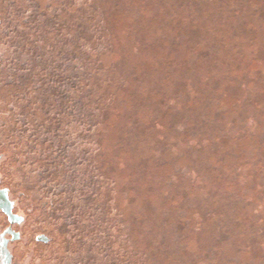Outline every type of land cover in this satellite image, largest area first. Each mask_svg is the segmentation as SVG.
<instances>
[{"label":"rangeland","instance_id":"1","mask_svg":"<svg viewBox=\"0 0 264 264\" xmlns=\"http://www.w3.org/2000/svg\"><path fill=\"white\" fill-rule=\"evenodd\" d=\"M193 2L201 3L0 0V175L25 217L33 264H127L131 227L159 247L172 246L170 264H264V21L242 0L246 18H230L213 2L192 13ZM245 21L254 38L239 37ZM217 50L231 73L222 76L220 68L217 92L205 98ZM134 85L141 105L125 116ZM247 94L252 114L245 119L232 103ZM222 104L237 116H226L227 149L235 136L250 147L237 169L221 153L225 144L215 151L218 138L208 129H185ZM138 160L147 182L142 175L136 184L154 192L149 214L141 195L130 201L125 194ZM168 189L196 204L188 219L162 217L173 203L161 199ZM205 193L211 208H226L221 219L198 209ZM155 235L177 240L148 239ZM138 245L139 263L159 264Z\"/></svg>","mask_w":264,"mask_h":264},{"label":"trees","instance_id":"2","mask_svg":"<svg viewBox=\"0 0 264 264\" xmlns=\"http://www.w3.org/2000/svg\"><path fill=\"white\" fill-rule=\"evenodd\" d=\"M242 1H244L245 3L246 2L252 3L253 7L251 5L252 11L250 12V15L257 12V14L259 15V18L264 21V0H242ZM200 2L201 3L193 2L192 5H191L192 8L189 7V9H191L190 12H192V13H196V12L199 13V11L200 12L201 11L203 12V10H205L207 7L204 6V5H202V2H206V3L213 2V3H215L214 5L217 7V9H219V10H222V9L227 10L225 13H228L227 14L228 17H229V15H231L230 18L232 17L233 13L234 14L235 13L237 14L238 12L241 14V16L243 18H246L247 17L246 15H242V13L243 14H246V13H244L243 10H239V7L240 6H238V5L241 3V0H203V1L200 0ZM249 8H250V4H249ZM112 17L110 19L112 21V22L110 21L111 25H113ZM243 20H245V19H243ZM92 21H95V19L92 16H90V18L88 20V24H90ZM248 24L249 23L247 21H245L244 22V26L241 27V28H243L244 32H240L239 31V34L238 35H239L240 38H242L243 34H246L247 32H248L250 38H254L255 37L254 35L256 34V32L254 30L248 29ZM241 25H242V23H241ZM188 30H191V29L188 28ZM85 38L86 37L84 36V41L83 42L81 41V43H84L85 42V40H86ZM187 40H188V42L189 41H192L188 37H187ZM225 45H226V43H225ZM201 47L202 46H199V48H201ZM259 49H260V53L264 55V42H261L260 43V48ZM216 53L219 56L218 50L216 52H213L214 56H217ZM208 56H210V54ZM220 59L221 58L219 56L218 61H217V64H216V67L211 71V73H208V75H209L208 76V79H209L210 82L206 85L207 86V95H206L205 98H208V96L210 97L209 94H213V96H214L215 95V92H217V89L215 87V84H218L219 85V83H218L219 79H221L222 76L229 75L231 73V70L229 69V67H227V66L230 65L229 60L225 56H223V58L221 60ZM253 59H255V57ZM68 60H71V59H68V58L67 59H64V62H63V64L66 67L68 65L67 64L68 63ZM77 63L80 64L79 66L82 65V62L81 61L80 62H77ZM184 64L186 65L185 62H184ZM220 68L222 70H220ZM218 70L222 71V72H220V74L222 75L220 77H219V75L217 73ZM132 72L135 73L133 70H132ZM135 76L137 77L136 73H135ZM236 86H237V84H235V87ZM230 88H231V86L228 87L226 85L225 86V91L227 92ZM127 89H128L127 87H123V90H126L127 91ZM130 91H131V97H133V99H132L133 102H132L130 108L127 110V112H124L123 113L125 116L126 115H130V114L132 116L137 111L135 109H137V106H140L141 105L140 102L142 101L138 97V95L140 94V91L141 90H139L136 85H134V89L132 90V88H131ZM245 92H248V91H245ZM246 96H248V94ZM250 98L251 97L248 96V97H246L245 100H242L241 102H239V101L238 102L237 101L235 102L234 101L232 103V104H234L233 108L236 109L234 111L239 114V117H243L244 116L245 119H246L247 117H249L252 114L251 108H250L252 101H251ZM113 103H114V101L112 102V104ZM228 106H229V104H225L224 106L222 104V105L216 106V107L210 106L211 108H209V109L206 110V116H204L203 119H201V123L202 124H198V122H195L196 125L193 124L192 126L185 127V129L191 130V132H193L195 128L198 129L197 127L199 125L204 126V129L205 128L208 129L209 132L213 133V135L215 136L216 139L218 138L217 140H215L216 146H215V144L214 145L212 144L213 142L210 143L211 145H213L215 151L216 150L218 151V147L221 145L220 143H222V145L225 144L226 149H223L222 148V152L221 153L227 154V156L225 158L226 159H229V161L227 160L228 163H229L228 164L229 167L230 166H234L232 169H234V168L237 169L236 168V165H237L236 163H240L239 160L242 159L241 158L242 157V154L243 153L245 154L247 151H249L250 150V147H247V145L242 144V141L239 139V137H236L235 136V140H233L234 141V144H233L234 146H232V149L231 150H228L227 149V147L230 145L229 139L231 141H232V139H231V136L227 132V129L228 128H227L226 116L227 115H231L232 116V122H235L236 119H237V118H234V117H237L236 115L234 116V113L227 112ZM110 107L111 106H108L107 108H105L104 110H102L103 113H106V114L109 113L111 111V108ZM191 110H195V107H191ZM115 117H117V116H115ZM115 117L113 119H115ZM106 120H108V119H106ZM114 123H115V121L113 122V124ZM126 137L129 138L128 134L126 135ZM137 141L138 140L136 138L133 139V150L135 152H137L136 151V146L138 145ZM212 141H214V140H212ZM231 144H232V142H231ZM219 148H221V147H219ZM140 163H141V161L138 160V163L135 166V170L134 171H130V172H133L131 174V176H130L131 177L130 181H132V182L134 181L133 183H135V185L132 184V183H130V181H129L130 185H125L124 186V189H125V194L127 195V197L129 198L130 201L133 200V197H134L133 195H135V196H136V194L141 195V197H143V200H146V205H143L141 207V209L143 211H145L147 214H149L152 211V205H149L148 206V204L150 202L152 203V199H153L152 195H153L154 192H151V191H143L141 189L139 190V186H137V184H136V180L139 181V178H140L139 176H142V175H143V179H145V181L147 182V177L144 174L145 171L142 170V169H145V167L147 168V166H145V165L143 166ZM140 166H142L141 169H140ZM232 171L235 172L237 170H232ZM230 177H231V175H230ZM161 186L162 187L165 186V182L164 181L162 182V185ZM161 186H158V188H161ZM209 187H210V185L208 186V184H207V189ZM193 190L195 192H202L201 191V187H196L195 186V188ZM172 192L173 191L171 189H168V190L164 191L163 193L161 192V199H167V197H170V199H172V201H173V203L172 204H169L168 207H166L165 209L162 208L163 214L160 211L162 217L165 218L167 216V214L170 213L171 216L173 217L171 219H174L175 215H176L175 219H188L185 216L186 215V212L187 211H191V210H189L190 209L189 206H192L194 203L192 205H186V203L188 201L185 199V193H184V191H180V197H184L182 199H185V200H183L184 203L182 202V200L179 197V195L176 194V198H177L176 199L175 196H174L175 195L174 192L173 193ZM208 192H209V190H208ZM211 192L212 191H210V193ZM198 196H199V197H197L198 198V203L200 202L199 205L197 204L198 209L205 211V214H207L208 216H212V217H214L216 219H221L223 217L224 210H226V208H224V207H223L224 209L222 207H213V208H211V201H212V199H210V198H212V196H210V197L208 196L207 197V194L206 193L203 196H202V194H200ZM229 196H231V200L234 201L233 196L231 194H229ZM194 205H196V204H194ZM183 211L185 213H183ZM128 220L131 222V224H133V227H134L135 219H132V217L129 216ZM181 227H182L181 225H178L177 224V228L178 229L181 228ZM131 229H132V232H130L131 230H129L130 235L128 236V239H129V241L131 243L128 244L129 245V248L127 249L128 250V252H127L128 254H127V257H126V260H127L126 263L127 264H134L133 262H136V263L138 262L139 263V260L137 258L138 256L136 255L137 253L134 250V248H136V246H139L138 243L139 244L141 243V246L142 245L145 246V248H147V251L150 252V254L152 256V259L159 260V264H170V261L173 260V258H174L172 255H175V251H173L172 246L165 247V248L159 247V246H157L156 243H152V241L150 242L146 238L140 236V234H138V230H137V232L136 231L134 232L135 229H133L132 227H131ZM176 237H175V235H173L171 237L170 236H167V235L166 236H156L155 235V236H152L151 238H148V239H151L153 241H156V240L157 241L158 240H164V241H166L165 244H171L173 240H177ZM166 260H167V262H166ZM155 264H156V262H155Z\"/></svg>","mask_w":264,"mask_h":264},{"label":"flooded vegetation","instance_id":"3","mask_svg":"<svg viewBox=\"0 0 264 264\" xmlns=\"http://www.w3.org/2000/svg\"><path fill=\"white\" fill-rule=\"evenodd\" d=\"M0 204L4 206L0 207V264H16L11 246L21 238L17 227L24 223L25 217L17 211L16 201L9 187L1 183V178Z\"/></svg>","mask_w":264,"mask_h":264},{"label":"water","instance_id":"4","mask_svg":"<svg viewBox=\"0 0 264 264\" xmlns=\"http://www.w3.org/2000/svg\"><path fill=\"white\" fill-rule=\"evenodd\" d=\"M0 178H1V183L5 186L9 187L10 193L13 196L10 185L5 181V179L1 175H0ZM0 207L4 208V206L2 204H0ZM10 216H11V214H10ZM13 216L15 217L16 215H13ZM17 228L21 232V238L19 241L15 242L11 246L12 252L14 254L15 263L16 264H21V263L22 264H33L22 225L18 226ZM36 239L38 241H41V242H45V243L48 242V238L44 235H39Z\"/></svg>","mask_w":264,"mask_h":264}]
</instances>
